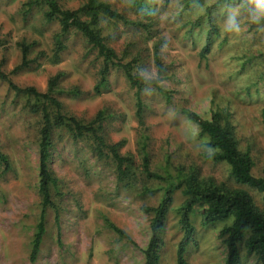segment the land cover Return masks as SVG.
<instances>
[{
    "label": "rangeland",
    "instance_id": "rangeland-1",
    "mask_svg": "<svg viewBox=\"0 0 264 264\" xmlns=\"http://www.w3.org/2000/svg\"><path fill=\"white\" fill-rule=\"evenodd\" d=\"M28 1L0 0V152L10 164L6 173L0 164V264H31V241L41 210L37 152L40 115L29 112L25 101L14 96L8 81L43 93L49 79L63 73L58 88L63 112L88 122L103 111L104 139L109 143L124 140L120 153L134 160L132 181L126 186L117 180L109 156L97 157L90 139L74 141L66 130L53 132L50 169L59 184L52 190L53 206L46 210V231L32 264L144 263L142 252L149 238L150 217L141 208L155 207L165 184L147 179L142 172L139 142L143 134L148 137L151 172L193 169L200 179L246 190L264 210L263 194L235 184L225 163L205 160V154L210 153L206 138L182 113L189 110L208 119L211 111L228 109L239 148L248 151L253 160V176L264 178V16L251 0L211 10L217 35L206 58L199 55L209 30L206 8L217 0H204L201 6L194 2L186 6L185 0H154L151 23L139 16L130 0H104L128 21L127 25L105 21L103 36L120 64H130L133 75L159 80L162 92L151 87L140 94L141 118L137 117L135 89L120 68L110 71L107 89L95 95L101 60L74 31L62 39L65 50L59 64L40 59L29 69L13 73L21 62L19 44H37L30 59L40 51L50 58L54 36L60 30L56 22L43 20L41 8L23 7ZM57 1L63 9L72 10L87 0ZM155 56L162 67L161 75L157 74ZM73 89L81 95L72 97L69 92ZM173 198L160 264H177L176 251L183 239L178 208L184 198L180 191H175ZM200 218L198 210L191 217L194 235L186 247L185 262L223 264L226 248L218 232L229 222L206 229ZM106 221L131 241L120 238ZM242 258L243 264H255L245 252Z\"/></svg>",
    "mask_w": 264,
    "mask_h": 264
},
{
    "label": "trees",
    "instance_id": "trees-1",
    "mask_svg": "<svg viewBox=\"0 0 264 264\" xmlns=\"http://www.w3.org/2000/svg\"><path fill=\"white\" fill-rule=\"evenodd\" d=\"M238 0H217L214 6L206 8L209 27L204 48L200 52V58H206L210 53V44L217 35V28L211 18V10L220 8L222 4H234ZM201 6L204 0H185L186 6L191 3ZM131 7L139 16L151 23L154 18V0H130ZM27 10L34 7L42 9V17L46 23L56 22L59 33L54 36L55 45L52 56L48 58L42 51L38 52L33 59L29 55L36 47V43L19 44L21 62L13 73L29 69L32 62L44 59L52 64H59L61 53L65 50L62 39H66L71 31L80 34L86 43L96 51L101 60L98 70V81L93 87L95 95L101 94L107 89L108 76L114 68H120L130 86L135 89L137 98V117H142L143 106L140 99L142 91L150 89H161L159 80L147 79L138 74L133 75V67L130 64H120L115 51L109 47L103 36L105 21L122 22L127 25L128 21L104 0H87L76 9H63L57 0H29L24 4ZM199 25V22L193 24ZM146 28L151 24H143ZM148 31V30H147ZM157 74H162V67L157 56H155ZM64 74L59 72L48 81L45 92L41 93L33 87L21 88L10 81L8 86L16 98L25 101V107L30 113L40 115V128L38 131V194L40 197V214L31 241L30 263H34L38 255L40 245L45 234L46 210L53 206L52 190H57L59 181L50 169L52 134L57 129L66 130L74 141L91 140L95 146L94 153L98 158L109 156L114 165L115 174L119 182L131 183L134 169L132 156L121 155L120 151L125 145L121 140L109 143L103 137V124L106 120L103 111H99L95 117L83 122L63 112V105L58 100L62 93L58 90ZM76 88V87H73ZM162 92V91H161ZM69 94L76 98L81 94L73 89ZM187 121L198 128L199 134L206 138V147L210 153H206L205 160L212 163H225L229 170V176L235 184L247 187L264 195V178L253 176V160L248 151H241L236 138L235 126L232 122V114L226 109L211 111L209 118H201L195 112L186 110L182 112ZM264 125V111L261 114ZM140 123V122H139ZM148 137H141L140 155L142 159V172L147 179L163 182V195L155 207H142L141 212L149 218V238L142 254L143 264H160V250L163 246V236L167 215L174 202V192L180 191L184 198L178 208V223L183 232V239L176 251L177 264H186L185 253L188 243L192 241L194 226L191 217L198 210L201 215L200 224L203 228L223 225L218 232L226 248V256L223 264H243L242 252L246 258H252L255 264H264V210L260 209L249 193L244 189L229 188L223 183H215L211 179H200L193 169L184 170L177 167L173 171L166 168L162 173H153L149 168V155L147 152ZM0 164L2 173L10 169L8 158L0 152ZM264 175V170H263ZM125 186V187H126ZM107 226L120 238L127 239L125 233L106 221Z\"/></svg>",
    "mask_w": 264,
    "mask_h": 264
},
{
    "label": "clouds",
    "instance_id": "clouds-1",
    "mask_svg": "<svg viewBox=\"0 0 264 264\" xmlns=\"http://www.w3.org/2000/svg\"><path fill=\"white\" fill-rule=\"evenodd\" d=\"M251 3H253L256 6V10L259 13V15L264 16V0H251ZM229 24L232 27H235L233 21L230 20Z\"/></svg>",
    "mask_w": 264,
    "mask_h": 264
}]
</instances>
